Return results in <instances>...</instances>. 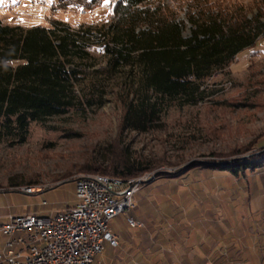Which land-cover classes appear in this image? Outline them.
Instances as JSON below:
<instances>
[{
	"label": "rangeland",
	"instance_id": "rangeland-1",
	"mask_svg": "<svg viewBox=\"0 0 264 264\" xmlns=\"http://www.w3.org/2000/svg\"><path fill=\"white\" fill-rule=\"evenodd\" d=\"M116 1L0 0V18L25 28L51 26L56 20L73 27L100 25L112 16ZM220 1L249 15L264 12V0ZM172 6L178 17L186 19L185 8L178 2ZM189 33L187 23L185 34ZM90 52L88 57L75 59L79 72L74 79V105L63 113L33 121L24 140L0 125V215H50L75 205L76 178L94 172L87 167L148 166L139 175L145 180L136 194L137 201L146 196L155 198L158 192L172 196L178 186L164 183L167 176L201 167V175L190 187L204 186L205 194L195 190L199 195L196 199L201 205L209 204L197 219L191 221L185 214L178 221L181 229L176 227L174 209L178 210V203L185 198L181 189L179 198L172 196L173 211L166 214L162 204L140 202L135 216L149 210L145 215L154 216L163 225L151 232V238L160 233L175 238L164 248L172 258L170 264H201L200 257L212 256L218 250L233 260L236 254L227 252L232 244L242 250L240 261L234 264H264L251 259L252 251L262 248L264 237V35L241 49L230 64L213 67L209 76L189 81L173 93L161 90L154 76L158 64L148 58L131 57L128 63L114 64L98 45ZM258 155L263 157L256 160ZM223 161L238 168L245 161L255 164L249 170L247 186L240 179L228 183L226 177L218 176L217 180L211 178L212 186L209 184L210 174L203 166L216 165L218 171ZM153 181L161 183L159 190L148 184ZM29 186L36 191L27 192ZM110 227L120 234L118 243H107L93 264L110 263L113 254L109 251L114 252L112 246L119 244L121 234L141 238L125 212L114 216ZM150 250L154 248L150 246Z\"/></svg>",
	"mask_w": 264,
	"mask_h": 264
},
{
	"label": "trees",
	"instance_id": "trees-1",
	"mask_svg": "<svg viewBox=\"0 0 264 264\" xmlns=\"http://www.w3.org/2000/svg\"><path fill=\"white\" fill-rule=\"evenodd\" d=\"M67 1L94 4L99 0ZM176 2L185 8L186 19L171 10ZM187 23L190 25L189 34H185ZM263 35L264 12L249 15L220 0H117L108 21L100 25L83 23L78 27L56 20L51 26L25 28L10 25L0 18V125L14 137L24 140L33 121L63 113L74 105L77 95L74 79L79 72L75 59L88 57L90 49L96 45L110 56L114 64L128 63L131 57H145L158 64L154 71L157 84L163 92L173 93L179 92L189 81L209 76L213 67L230 64L241 49L255 44ZM254 157L259 160L263 155ZM228 162L223 161L225 164L219 166L218 171L216 165L203 166L208 168L209 184L212 186L211 178L217 180L215 176H218L226 177L224 180L232 183L240 179L243 186H247L249 170L255 164L245 161L238 168ZM86 169L128 178L143 174L149 167L96 165ZM191 169L188 167L178 174H169L164 182L178 186L176 192H171L174 198H179L176 196L180 189L185 195L181 204L178 203L180 208L173 212L178 229L182 227L178 221L183 215L188 214L189 220L193 221L209 204L201 205L196 199L199 197L197 191L205 194L204 186L200 189L190 187L194 186L191 185L193 179L201 175V167H195L192 172ZM185 179L188 182H184ZM157 181L148 184L153 183V188L159 190L161 183ZM165 195L158 192L155 198L138 199L129 213L136 217L134 210L138 203L149 205L150 201L164 205L162 212L167 214L173 211L174 199L167 193ZM158 197L163 199L162 203ZM197 208L198 213H193ZM149 213L148 210L145 214ZM145 214L136 217L144 223L143 227L136 228L128 221L138 234L141 233L140 240L121 234L119 244L112 246L114 252L109 251L113 254L109 264H170L172 258L164 248L175 238L169 239L160 233L153 240L151 232L163 225L157 223L154 216L150 218ZM150 246L154 250L149 251ZM228 248L227 252L236 254L233 260L218 250L212 256L200 257L199 261L201 264L240 261L238 255L242 250L233 244Z\"/></svg>",
	"mask_w": 264,
	"mask_h": 264
},
{
	"label": "built area",
	"instance_id": "built-area-1",
	"mask_svg": "<svg viewBox=\"0 0 264 264\" xmlns=\"http://www.w3.org/2000/svg\"><path fill=\"white\" fill-rule=\"evenodd\" d=\"M144 180V176H134L131 184H112L109 174L100 178L80 175L75 180V205L50 215L10 214L0 224V233L7 238L0 250V264H93L107 243H118L119 234L110 221L121 212L128 215L137 205L136 194ZM128 221L132 226H144L130 216Z\"/></svg>",
	"mask_w": 264,
	"mask_h": 264
},
{
	"label": "crops",
	"instance_id": "crops-1",
	"mask_svg": "<svg viewBox=\"0 0 264 264\" xmlns=\"http://www.w3.org/2000/svg\"><path fill=\"white\" fill-rule=\"evenodd\" d=\"M0 216H4V218H0V224L7 221L8 217H9V215H0ZM6 239H7L6 236L4 234L0 233V250H2L4 248L5 243H6ZM258 240L259 239L256 238L255 241H258ZM261 244H262V248L258 249V247H256L257 250L252 251L253 252V253H251V259L252 260L264 261V237H263V241ZM242 260H243V258H242Z\"/></svg>",
	"mask_w": 264,
	"mask_h": 264
},
{
	"label": "bare ground",
	"instance_id": "bare-ground-1",
	"mask_svg": "<svg viewBox=\"0 0 264 264\" xmlns=\"http://www.w3.org/2000/svg\"><path fill=\"white\" fill-rule=\"evenodd\" d=\"M105 174L106 173H102V172H88V173H82L80 175H84V177L100 178V176H105ZM79 176L76 178V180H78ZM109 179H110V183L112 184H131V177L125 178V177L109 174ZM27 188H35V187L29 186L26 187L25 190Z\"/></svg>",
	"mask_w": 264,
	"mask_h": 264
},
{
	"label": "snow or ice",
	"instance_id": "snow-or-ice-1",
	"mask_svg": "<svg viewBox=\"0 0 264 264\" xmlns=\"http://www.w3.org/2000/svg\"><path fill=\"white\" fill-rule=\"evenodd\" d=\"M14 2H15V0H14Z\"/></svg>",
	"mask_w": 264,
	"mask_h": 264
}]
</instances>
